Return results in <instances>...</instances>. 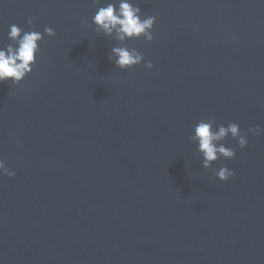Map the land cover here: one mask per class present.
<instances>
[{
  "label": "water",
  "instance_id": "1",
  "mask_svg": "<svg viewBox=\"0 0 264 264\" xmlns=\"http://www.w3.org/2000/svg\"><path fill=\"white\" fill-rule=\"evenodd\" d=\"M114 2L0 0V48L11 25L42 34L0 83V264H264V0H129L156 19L126 70L91 23ZM209 118L261 135L204 169Z\"/></svg>",
  "mask_w": 264,
  "mask_h": 264
},
{
  "label": "clouds",
  "instance_id": "2",
  "mask_svg": "<svg viewBox=\"0 0 264 264\" xmlns=\"http://www.w3.org/2000/svg\"><path fill=\"white\" fill-rule=\"evenodd\" d=\"M93 4L99 5L100 0H93ZM155 19V16L142 19L140 7L134 6L129 0H115L114 3L98 7L91 23L95 26L97 34L112 37L119 43V46L111 48L107 59L120 70H126L139 65L143 56L137 50L128 48L125 41L143 37L146 43H150L153 40L152 28ZM81 23L87 24L86 21ZM27 24L29 29H34L32 17H28ZM54 35V31L50 28H45L43 31V36L51 38ZM8 39L12 44L0 48V83L11 81L15 86L31 73L36 54L39 52L38 44L42 41V34L35 30L22 32L17 25H11ZM145 67L151 69L152 63L147 62ZM215 123V118L199 121L193 129L194 134L189 137V140L197 143V152L202 158L204 169H209L219 158L224 160L234 158V151L221 143L226 137L230 136L236 140L240 149H244L248 142L247 134L259 136L262 131L256 126L248 128L247 134L241 133L236 123H229L227 127L220 125L213 131ZM213 174L221 182H226L234 175L227 167H221ZM14 175V172L5 167L4 161L0 160V176Z\"/></svg>",
  "mask_w": 264,
  "mask_h": 264
}]
</instances>
